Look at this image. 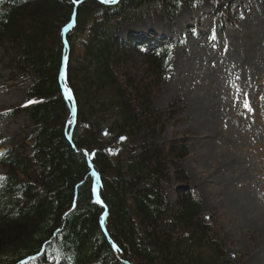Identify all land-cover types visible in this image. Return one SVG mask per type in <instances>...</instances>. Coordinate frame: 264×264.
Masks as SVG:
<instances>
[{
	"label": "trees",
	"instance_id": "trees-1",
	"mask_svg": "<svg viewBox=\"0 0 264 264\" xmlns=\"http://www.w3.org/2000/svg\"><path fill=\"white\" fill-rule=\"evenodd\" d=\"M66 2L72 8L62 14L59 0H0L7 67L31 82L24 104L13 113L25 114L33 133L29 150L25 140L23 150L15 145L3 155L8 170L0 175V264L27 258L36 264L53 259L56 264H235L204 221L200 200L179 168L186 141L148 142L173 119L152 104L168 72L169 47L145 55L116 38L141 7L158 2L171 18L178 7L191 9L199 0L78 4L75 26L66 36L65 86L76 110L71 141L65 130L70 108L57 80L61 30L73 12V0ZM61 15L58 40L50 44L53 22ZM131 52L141 54L142 78L123 73ZM82 150L100 179L105 232L104 208L93 199Z\"/></svg>",
	"mask_w": 264,
	"mask_h": 264
},
{
	"label": "rangeland",
	"instance_id": "rangeland-1",
	"mask_svg": "<svg viewBox=\"0 0 264 264\" xmlns=\"http://www.w3.org/2000/svg\"><path fill=\"white\" fill-rule=\"evenodd\" d=\"M59 1L62 14L72 8ZM218 1L234 10L237 18L231 24H220V12L206 3L193 10L180 6L169 18L155 2L138 9L116 36L128 42L138 34L157 35L172 42L171 69L152 104L162 114L173 113V119L148 142L162 146L186 141L187 156L179 168L202 202L204 221L211 216L208 222L227 258L235 264H264V72L256 68L264 67V0ZM251 1L249 12L241 9L239 16L238 6ZM26 7L38 10L36 5ZM63 22L64 15L53 22L50 44L57 42ZM141 58L131 52V65L123 73L142 78ZM7 65L0 46V155L15 145L23 150L32 136L23 113L1 117L20 108L31 87ZM248 87V92L260 89L248 104L251 111L241 102ZM7 167L0 158V174ZM168 199L175 204L173 190Z\"/></svg>",
	"mask_w": 264,
	"mask_h": 264
},
{
	"label": "snow or ice",
	"instance_id": "snow-or-ice-1",
	"mask_svg": "<svg viewBox=\"0 0 264 264\" xmlns=\"http://www.w3.org/2000/svg\"><path fill=\"white\" fill-rule=\"evenodd\" d=\"M74 3L77 2V0H73ZM101 3H115L116 0H100ZM69 99H71V97H68ZM244 107L248 110L251 111V108L248 105V99H247V93L244 94ZM99 202V201H98ZM115 247V246H114Z\"/></svg>",
	"mask_w": 264,
	"mask_h": 264
}]
</instances>
